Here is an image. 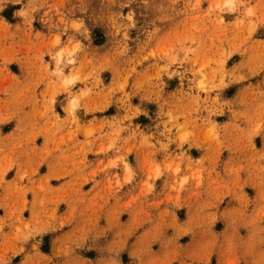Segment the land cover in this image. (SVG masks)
Returning a JSON list of instances; mask_svg holds the SVG:
<instances>
[{
  "label": "rangeland",
  "instance_id": "1",
  "mask_svg": "<svg viewBox=\"0 0 264 264\" xmlns=\"http://www.w3.org/2000/svg\"><path fill=\"white\" fill-rule=\"evenodd\" d=\"M97 258L264 264V0H0V264Z\"/></svg>",
  "mask_w": 264,
  "mask_h": 264
},
{
  "label": "bare ground",
  "instance_id": "2",
  "mask_svg": "<svg viewBox=\"0 0 264 264\" xmlns=\"http://www.w3.org/2000/svg\"><path fill=\"white\" fill-rule=\"evenodd\" d=\"M228 4V3H226ZM70 54L71 52H68V51H64V50H59L57 51L55 57H56V63H59L60 62H71L72 61V58H70ZM62 71V68H59V70L57 71L58 73H60ZM57 73V74H58ZM75 77L74 76H68V77H64L62 80H61V86L64 88V89H67L69 88L70 86H72L74 83H75ZM74 102L71 103V110L73 109L74 107ZM72 114V113H71ZM126 170H129V166L126 165ZM128 172V171H127Z\"/></svg>",
  "mask_w": 264,
  "mask_h": 264
},
{
  "label": "crops",
  "instance_id": "3",
  "mask_svg": "<svg viewBox=\"0 0 264 264\" xmlns=\"http://www.w3.org/2000/svg\"><path fill=\"white\" fill-rule=\"evenodd\" d=\"M124 169H121V175H120V177H121V179L123 178V174H124ZM208 180V178L205 176V179H204V181H207ZM190 188H189V191L190 192H192V193H194L195 192V185H196V181L195 180H191L190 181ZM206 186H207V183L206 182H204L203 183V186H202V188L201 189H204L203 190V194H205V193H207V189H205L206 188ZM251 186V185H250ZM246 188V189H244L245 191V193L249 196V199H250V201H251V203L253 202L252 201V199H253V197H254V194L255 193H252V191H250V193H248L249 191H247V188H249V183H245L244 185H243V188ZM252 187V186H251ZM249 194H253L251 197H250V195ZM101 260L99 259V258H97V259H93V261L91 260V263L93 264V263H95V264H98L99 262H100Z\"/></svg>",
  "mask_w": 264,
  "mask_h": 264
}]
</instances>
